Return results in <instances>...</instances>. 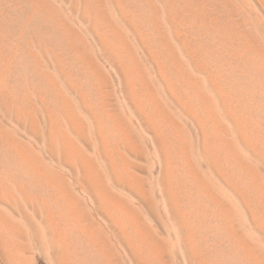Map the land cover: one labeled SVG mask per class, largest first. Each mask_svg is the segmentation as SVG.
Returning a JSON list of instances; mask_svg holds the SVG:
<instances>
[{
    "label": "rangeland",
    "instance_id": "374dc122",
    "mask_svg": "<svg viewBox=\"0 0 264 264\" xmlns=\"http://www.w3.org/2000/svg\"><path fill=\"white\" fill-rule=\"evenodd\" d=\"M0 264H264V0H0Z\"/></svg>",
    "mask_w": 264,
    "mask_h": 264
}]
</instances>
